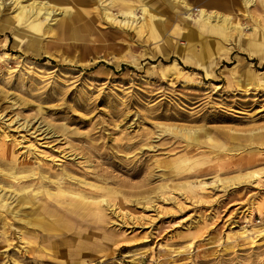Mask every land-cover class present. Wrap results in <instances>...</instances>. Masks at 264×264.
<instances>
[{"label":"rangeland","instance_id":"374dc122","mask_svg":"<svg viewBox=\"0 0 264 264\" xmlns=\"http://www.w3.org/2000/svg\"><path fill=\"white\" fill-rule=\"evenodd\" d=\"M185 1L171 45L139 8L35 40L0 22V158L75 178L17 202L0 173V264H264V0ZM201 8L238 30L189 39Z\"/></svg>","mask_w":264,"mask_h":264},{"label":"bare ground","instance_id":"6f19581e","mask_svg":"<svg viewBox=\"0 0 264 264\" xmlns=\"http://www.w3.org/2000/svg\"><path fill=\"white\" fill-rule=\"evenodd\" d=\"M165 1L166 3L164 1L163 2H159V1L152 2V0H0V15H1L0 22H1L2 28H4L3 27L4 25L2 26L4 21L6 22L8 21L9 23H12L14 26V30L16 29V31L13 30V33L14 35H16V37L18 36L16 34L18 32V29L21 27L22 30L19 29L21 33L31 38V40H35L38 37H42L45 33L53 32V28L49 24V22L52 20L55 21L57 16H60L59 19L57 20L59 22L58 25L60 26V28H63L67 31L72 30L71 32L75 33L76 28L74 25L76 24V22H78L82 18H88V16L92 18V17H98L102 15L103 17L107 19L109 18L110 20L115 21L117 17L115 14L109 11L110 7L117 8L118 12H120L124 17V20H125L124 25H127V26L130 25L131 27V25H133L134 22H137L139 18L135 16V10L139 8L138 10H140L141 19L139 20L140 22L139 21L137 22L138 27L137 26L136 27L138 31H140L141 33L148 34L149 37H152L155 40L157 39H160V41L164 40V42H162L163 44L171 45L173 41L171 40L172 37L170 35H174L173 34L174 32L180 33V31L182 30L184 31V28L182 27L181 28L182 30H181L180 27H178V24L173 25V28L171 29L172 25L170 24V22L172 20V16L176 12L174 10L177 9L176 8L177 5L184 6V4H187V1L185 0H165ZM218 1H219L218 4L215 1L213 3L215 5H220L221 8H223L225 11H232L231 9H229V6L225 2H223L222 0H218ZM250 2H252V0H244V4L246 6ZM5 3H7L6 8H5L8 10L7 16H5V13H4ZM56 5L63 6L62 8H59V11L57 13H55L58 9L55 7ZM92 6H95V7H92ZM198 10H199V15H200V21H198V25L196 26V28H190L186 30L187 31L186 35H188L189 39H192V37L194 38V35H196L198 38L206 37L207 33H212V35L215 34V35L224 37L229 34L228 29L235 30V31L238 30V28L236 27L237 26L236 24L238 22H235L233 24L232 18L234 17V15H232L231 13L214 12L213 14H208L202 8ZM102 16H101V19H103ZM16 27H19V28L17 29ZM170 29H171V32L167 34V32H169ZM208 45L211 46L213 44L212 42H208ZM187 47L188 49H190L192 48V45L190 46V43L187 42ZM261 57H264V55H261ZM3 134H5V132H3ZM0 145L3 146L2 143H0ZM4 151L7 152L9 151V149L5 148ZM12 159L13 160L8 159V161L6 162L5 160L2 161V159L0 158V163L4 165L5 167L4 173L2 172L0 173L3 176L2 179L3 180L5 179L4 181H6L7 179L9 183H15V184L19 183L20 184L19 189L13 195L14 197L17 196L16 197L17 202H24V201L26 202L27 201L26 199H31L30 198L31 196H26V194H24L28 192V191H25L27 189H25L24 184L26 183V186H30V184H27L29 182L21 180V178L23 177H25L26 179L27 176L34 177L37 174L38 176H35L37 180L35 181H38V183L39 184L41 183V185L47 183L48 181L55 182L57 183V185H60L59 181L64 180L65 178L75 179L74 176L70 175L71 173H69L67 170H63L61 174L59 175L56 174L55 177L51 178L50 176H48V174H45L44 172H42L43 170L41 171L42 169L41 167H39L40 171H33L29 173L28 175H22L20 173L22 175L21 176L17 173L15 169V165H19L18 161H16L15 160L16 158L14 157H12ZM85 183L92 185L87 182ZM10 190L11 189H9V191ZM32 193H33L31 194L32 196H36L35 192H32ZM3 194L0 195V197L2 196V198L0 199V208L6 209L8 212L13 213L15 209L13 210L12 208L9 207L6 200H4ZM7 196H8L7 197L8 199V198H11L12 195L8 194ZM86 198L88 197L85 196V199ZM81 201L76 202L74 206H76L77 208H83L85 202H81ZM96 202H97L96 200H93V203H96ZM43 208L47 209L46 207H42V209ZM43 211H46V210H43ZM15 214H18V211H15ZM32 223L33 225H35L34 221ZM38 223H42V222H38ZM38 223L36 224L38 225ZM260 229L261 230L259 231L261 232L264 231L262 227H260Z\"/></svg>","mask_w":264,"mask_h":264}]
</instances>
